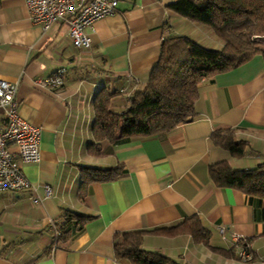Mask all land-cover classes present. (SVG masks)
<instances>
[{
    "label": "crops",
    "instance_id": "crops-1",
    "mask_svg": "<svg viewBox=\"0 0 264 264\" xmlns=\"http://www.w3.org/2000/svg\"><path fill=\"white\" fill-rule=\"evenodd\" d=\"M173 1L120 0L114 14L86 28L92 46L79 48L65 23L44 31L25 0H1L0 79L16 83L20 115L42 136L40 161L22 165L34 188L0 193V264H124L115 252L118 233L194 215L210 230V245L190 234L147 233L143 248L182 264H264V198L220 187L210 174L220 162L243 170L264 164L263 53L203 81L193 119L142 138H95L99 90L115 92L113 108L125 111L149 82L165 39L187 35L223 47L210 27L171 10ZM62 69V83L39 82ZM228 128L247 142L244 155L213 141L216 130ZM117 165L125 166L119 178L84 183V167ZM68 212L87 221L61 239L56 223ZM233 233L249 241L250 258L240 255Z\"/></svg>",
    "mask_w": 264,
    "mask_h": 264
},
{
    "label": "trees",
    "instance_id": "trees-1",
    "mask_svg": "<svg viewBox=\"0 0 264 264\" xmlns=\"http://www.w3.org/2000/svg\"><path fill=\"white\" fill-rule=\"evenodd\" d=\"M168 6L177 14L210 27L223 41V47H206L187 35L165 39L160 61L153 68L149 82L130 97L125 111L113 108L115 92L107 87L99 90L94 100L96 140L116 142L147 137L193 119L203 81L239 67L258 53L264 54V44L256 39V36L264 37V0H175ZM213 141L234 156L246 152L247 142L238 141L233 129L216 130ZM124 172V165L105 169L84 167L82 177L87 184L114 180ZM210 174L220 187H232L264 198V164L243 170L220 162L211 165ZM86 221L84 215L66 213L56 223L61 239L81 230ZM147 233L168 237L190 234L198 242L210 245V230L194 215L170 226L118 233L115 239L118 260L124 264H182L162 253L145 250L142 243Z\"/></svg>",
    "mask_w": 264,
    "mask_h": 264
},
{
    "label": "built area",
    "instance_id": "built-area-1",
    "mask_svg": "<svg viewBox=\"0 0 264 264\" xmlns=\"http://www.w3.org/2000/svg\"><path fill=\"white\" fill-rule=\"evenodd\" d=\"M34 23L42 26L44 31L54 23H65L69 29L70 39L76 47L89 48L93 38L86 28L99 19L114 14L120 0H25ZM262 36H256L262 42ZM65 69L50 80H40L44 85L62 83ZM17 85L7 79H0V193L34 188L26 176L23 163H35L41 158L42 128L31 124L20 115L16 100ZM51 194V187L46 186ZM37 200V199H36ZM226 235V229L221 228ZM57 236L60 231H56ZM232 239L242 243L240 255L251 257L249 241L236 233ZM56 244V243H55Z\"/></svg>",
    "mask_w": 264,
    "mask_h": 264
},
{
    "label": "rangeland",
    "instance_id": "rangeland-1",
    "mask_svg": "<svg viewBox=\"0 0 264 264\" xmlns=\"http://www.w3.org/2000/svg\"><path fill=\"white\" fill-rule=\"evenodd\" d=\"M263 40H262V42L261 43H263L264 44V37L262 38Z\"/></svg>",
    "mask_w": 264,
    "mask_h": 264
}]
</instances>
